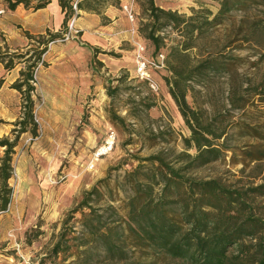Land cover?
<instances>
[{"label":"trees","instance_id":"1","mask_svg":"<svg viewBox=\"0 0 264 264\" xmlns=\"http://www.w3.org/2000/svg\"><path fill=\"white\" fill-rule=\"evenodd\" d=\"M50 1L0 0V4L8 11L19 4L37 10ZM57 1L64 13L63 28L59 32H47L46 39L43 34L35 37L24 31L30 40L40 38L37 42L42 47L25 52L10 51L7 45L0 47V64L5 70L14 68L20 60L25 63V68L19 71V77L11 85L24 96L22 116L15 123L18 128L12 129V139L0 138V146L4 147L0 158V211L5 210L10 202L12 188L9 181L19 136L27 131L36 134L33 120L35 103L31 98L33 70L38 63H43L41 55L46 44L59 38L68 20L72 16L76 18L80 10L93 12L106 22L101 8L121 6V0ZM196 1L198 7H191V13L186 15L161 7L155 0H137L140 8L137 32L152 46L154 58L163 55L161 50L166 46L163 32L169 29L176 34L167 46L163 62L170 73L165 78L168 94L190 131L188 136H182L183 149L167 153L162 148L147 156L136 157L139 163L124 174L123 217L116 216L117 208L111 203L114 199L102 207L98 185L104 179L84 191L79 202L63 218L49 255L41 258L38 264H53L51 259L68 251L72 246L70 241L78 239L76 247L85 255L82 261L87 264L93 259V250L114 264L130 260L131 250L140 247L187 264H264V177L259 183L251 181L238 186L228 185L218 178H199L192 174L231 150L227 145V135L233 125L238 127V136L255 140L243 145V162H255V168L261 170L260 164L264 162V119L258 117L249 123L245 116L250 108L264 114V68L259 66L264 61V0H216L218 8L215 12L205 7L201 0ZM250 9H258L261 16L252 19L241 17L237 27L239 37L233 39L237 42L234 47H231L233 40L230 39L214 46L211 44L213 30L233 11ZM205 44L211 47L202 53L200 50ZM246 46L262 47L260 56L252 63L253 72L248 75L237 69L243 65L244 56L233 53V50H242ZM193 50L197 52L192 55ZM210 74L227 76V94L224 112L204 111V115L189 105L187 94L193 90L192 83L200 82ZM2 83L0 78V87ZM107 93L111 95L113 90L108 89ZM150 106L152 104L146 105L147 108ZM231 112H238L236 121L230 122L231 118H226ZM111 119L123 123L118 115L113 114ZM143 162H146V171H141ZM99 209L110 210L116 217L106 219ZM77 212L81 213V236L78 239L68 237L73 231L70 221ZM79 260L76 258L69 264H78ZM134 264L152 262L138 260Z\"/></svg>","mask_w":264,"mask_h":264},{"label":"rangeland","instance_id":"2","mask_svg":"<svg viewBox=\"0 0 264 264\" xmlns=\"http://www.w3.org/2000/svg\"><path fill=\"white\" fill-rule=\"evenodd\" d=\"M201 2L213 12L218 8L216 0H201ZM155 3L186 15L191 13V7H198L196 0H155ZM118 8L121 9V6ZM0 9H3V13L0 14L3 16L7 10L3 4H0ZM133 9L135 11L133 20L136 24L135 33L129 28L128 38L120 41L108 39V42L112 44L104 47V50L93 49L94 56L103 57L108 61L107 63L94 56L86 61L85 66L69 64L62 60L54 69L58 73L57 76L52 78L46 70L47 66L54 56L67 55L68 50L62 46L61 49L51 50L50 44L56 41L46 44L45 52L41 55L43 63H38L33 70L34 91L31 92V98L35 103L33 120L37 127L36 134L33 135L28 131L20 134L24 136L19 149L41 139L46 126L52 140L55 133L59 138L57 142L62 148L63 157L61 171L47 172L43 178L42 173L38 174L33 171L31 176L27 174L24 182H21L18 177L11 194L10 207L0 213L2 215L10 209L14 212L10 214L9 222L5 225L4 235L1 237L0 234V264H38L41 258L48 256L61 230V223L67 211L74 207L84 191L91 189L94 184L98 183V180L104 179L98 185L102 207L105 208V203L114 199L111 203L117 208L116 216L123 217L125 213L122 190L125 189L124 174L139 163L136 157L147 156L162 148L167 150V153L183 149L182 136H188L190 131L168 94L165 78L170 73L166 63L163 62L164 66L152 73L159 86L157 91L151 90L145 81L135 76L138 46H144L143 55L145 57L154 58V54L149 42L140 37L137 32L140 20L137 0H134ZM101 10L104 12L103 8ZM243 16L252 19L261 14L258 9H250L246 12L233 11L221 25L213 30L210 37L211 44L214 46L225 43L228 39H238L237 27ZM2 25L6 24L0 20V47L7 45L10 51L17 52L42 47L37 42L40 38L30 40L24 32L22 33L24 41L8 38V33L1 28ZM163 33L166 36V46L161 52L166 57L167 46L173 42L176 34L169 29ZM43 35L47 39L46 33ZM60 43L63 42L55 44L60 45ZM231 43V47H234L237 42L233 40ZM116 46L121 50H117ZM210 47V44H205L200 51L206 53ZM261 51L260 46H246L242 50H233L234 54L244 56L243 65L237 67L238 72L247 75L253 72L252 63L258 59ZM195 52L197 51L193 50L192 55ZM29 53L32 55V52ZM259 66L264 68V61ZM24 68L25 63L22 60L10 70H5L0 64V78L3 79L0 89L3 92L9 89L14 90L13 97L8 95L3 97L12 100L0 112V125H5L8 129L7 135H2L0 138L12 139L14 136L12 129L18 128L15 123L22 116L24 96L11 85L19 77V71ZM192 86L193 90L187 94L190 106L204 115H206L204 111L224 112L227 94L225 74H210L200 82L192 83ZM108 89L113 90L111 95H108ZM147 104H152V106L147 108ZM249 110L248 115L245 116L249 123L258 117V119H264V114L256 113L253 108ZM113 114L120 116L123 123L113 121L111 119ZM238 116V112H231L226 115V118H231V122L236 121ZM109 130H113L116 134L114 148L109 154L95 162L92 169H88L87 165L94 148ZM238 135V127L231 126L227 135V145L231 147V150L225 152L219 160L194 170L192 174L199 178H218L228 185L239 186L251 181L259 183L264 177V162L260 164L261 170H259L255 168V162L245 163L241 156L243 145L255 140ZM30 137L32 139L26 142ZM19 149L14 150L13 158H18ZM142 166L141 171H146V162H143ZM69 169L76 171H68ZM72 172L77 174L78 178L73 180ZM32 178L37 180L36 185L39 187L36 192L30 191V179ZM31 194H35L41 200L39 213L33 214L34 217L30 216L31 209L28 207ZM91 197L94 199L95 196ZM93 205L96 204L93 203ZM98 211L106 219L116 217L110 210L99 209ZM80 218V212L74 214L70 221L73 231L68 237L74 236L78 239L81 236ZM78 241L79 239L71 240V248L51 259V262L69 264L79 258L81 261L79 260L78 264H87L82 261L85 255L79 253L76 247ZM91 255L93 259L88 264H111L96 250H93ZM129 257L130 260H122L114 264H134L138 260L152 262V264H187L180 259H172L165 254L154 253L143 247L132 249Z\"/></svg>","mask_w":264,"mask_h":264},{"label":"crops","instance_id":"3","mask_svg":"<svg viewBox=\"0 0 264 264\" xmlns=\"http://www.w3.org/2000/svg\"><path fill=\"white\" fill-rule=\"evenodd\" d=\"M81 13V14H80ZM106 17V22H102L100 16L93 13L80 10L79 15L76 17L74 23L79 30L78 34L72 38V40L65 41L63 43L50 44L51 50H58L62 47L68 50L67 55L54 56L52 61L47 66V72L49 77L55 78L57 72L54 70L57 65L63 60L69 64H78L85 66L86 61L94 56L93 49L104 50V47L111 45L108 39L113 40H124L129 37L128 30L132 29L133 33L136 31V24L134 21H130L125 12L120 8L108 5L103 12ZM0 20L6 25H2L1 28L8 33V38L24 41L22 33L24 31L31 35L45 34L47 32L56 33L63 28L64 13L57 0H51L45 7L33 10L31 8L24 7L23 4L17 5L13 10H7V12L0 16ZM74 39V40H73ZM79 40V41H78ZM80 44L81 46H79ZM62 46V47H61ZM117 50H121L116 46ZM102 62H108L103 57L94 56ZM14 96V90L9 89L8 91H2L0 89V112L3 111L7 103L11 102L8 99H4V96ZM8 129L5 125H0V136L7 135ZM27 135V133L25 134ZM54 134L53 140L48 135V129L45 126L43 136L38 141H33L26 145L24 148H20L21 139L24 135L20 136L14 150L19 149L18 158L15 164L19 180L24 182L27 174L32 175L33 171L42 173L43 176L47 172L61 171L62 164V148L59 144V138ZM58 139V140H57ZM55 144H53V143ZM59 146L57 147V145ZM4 153V147L0 146V158ZM31 171V173H29ZM68 171H76L69 169ZM74 179L78 178L77 174L71 173ZM30 191L36 192L39 187L36 185V179H30ZM11 183V180L9 181ZM43 184H46L43 182ZM29 199L28 207H30V216L34 217L33 214H38L41 206V200L36 195L31 194ZM12 209L8 212L0 215V234L1 237L5 230V225L9 222L10 214H13Z\"/></svg>","mask_w":264,"mask_h":264},{"label":"built area","instance_id":"4","mask_svg":"<svg viewBox=\"0 0 264 264\" xmlns=\"http://www.w3.org/2000/svg\"><path fill=\"white\" fill-rule=\"evenodd\" d=\"M133 5H134V0H121V10L125 12L127 18L130 21H133L135 18V11L133 9ZM73 8L74 9L76 8L75 4H73ZM2 13H3V9H0V14ZM75 19H76L75 16H72L68 20L64 32L61 34L59 38L55 39L54 41L65 42V41L72 39L78 34L79 30L75 26V23H74ZM143 51H144V46L139 45L138 51L136 54L135 76L139 80L145 81L151 90L157 91L159 89V86L157 82L154 80L152 73L153 71L160 69L164 66L163 55L159 54L158 57L156 58H148L143 55ZM35 120L37 121L36 118ZM31 139H32L31 137L28 138L26 142H28ZM115 143H116V134L113 130H109L105 134L101 142L98 144V146L94 148L91 159L87 165V168L92 169L94 167L95 162H97L103 156L109 154L114 148ZM16 161L17 159L13 158L12 163L14 164L12 166L11 179H10L11 180L10 186L12 188V191L14 190V187L18 181V174L15 169ZM9 207H10V202L8 203L6 209H8ZM5 210H2V211H5ZM2 211H0V213ZM44 264H51V263L48 262Z\"/></svg>","mask_w":264,"mask_h":264}]
</instances>
